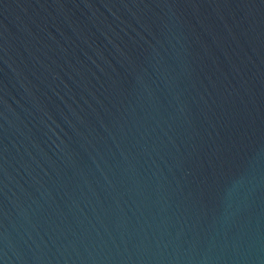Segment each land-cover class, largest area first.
I'll list each match as a JSON object with an SVG mask.
<instances>
[{"label":"water","instance_id":"95a60500","mask_svg":"<svg viewBox=\"0 0 264 264\" xmlns=\"http://www.w3.org/2000/svg\"><path fill=\"white\" fill-rule=\"evenodd\" d=\"M0 264H264V0H0Z\"/></svg>","mask_w":264,"mask_h":264}]
</instances>
